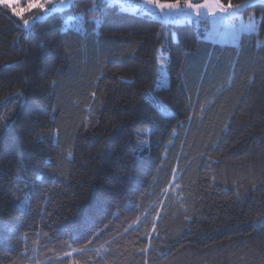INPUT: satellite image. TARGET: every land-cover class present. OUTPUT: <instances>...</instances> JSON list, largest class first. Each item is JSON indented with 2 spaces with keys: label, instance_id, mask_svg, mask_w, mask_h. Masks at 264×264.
<instances>
[{
  "label": "trees",
  "instance_id": "obj_1",
  "mask_svg": "<svg viewBox=\"0 0 264 264\" xmlns=\"http://www.w3.org/2000/svg\"><path fill=\"white\" fill-rule=\"evenodd\" d=\"M244 13L259 31L233 47L101 0L26 32L0 6V264H264V2Z\"/></svg>",
  "mask_w": 264,
  "mask_h": 264
},
{
  "label": "snow or ice",
  "instance_id": "obj_2",
  "mask_svg": "<svg viewBox=\"0 0 264 264\" xmlns=\"http://www.w3.org/2000/svg\"><path fill=\"white\" fill-rule=\"evenodd\" d=\"M0 3L4 4L6 8H11L13 13L17 17H21V22L16 24V27L18 29H21L22 31L26 32L31 27L34 26V24L42 19L43 17L41 15H35L30 16L29 18H22V12L24 9H18L12 7V0H0ZM49 3V0H31L30 3H28V9H37L40 13H47L49 9L47 8V4ZM61 5H63L64 0H60ZM144 4L150 5L156 9L160 10L161 13V19L163 20H175L177 18L184 19L191 21L195 18L196 23H200L201 17L205 18H211L212 23V30L205 29L206 36L211 34L212 31L216 30V26L218 24L224 25L225 28L228 31L227 34H230L233 40H239L242 36L246 34H251L253 32L259 31V22L257 21L255 15H251L248 18V21L245 23L243 21H240L239 24L234 23L239 19L241 10L251 6V0H244V3H232V0H227V2H223V0H143ZM97 10H100V5L94 4L89 11H92L95 13ZM92 23L99 25L100 19L94 14L92 16ZM232 22V23H230ZM78 31H83V29H78ZM164 57H161L159 60V63L163 65L165 63ZM231 80V77H229V81ZM93 96H95V93H92ZM17 96H19L22 100L23 93H17ZM151 100L152 98H148ZM17 104L20 103L18 100L16 102ZM14 109H9L8 112H13ZM55 111V109H53ZM191 119V117H189ZM54 122V120H53ZM14 121L9 117L7 113L0 115V132L6 131ZM173 133H175V129L172 130ZM50 134L52 136V142L59 143L58 141V134L59 130H51ZM138 134V148H143L148 144V139H139ZM41 139H43L41 137ZM73 157V153L71 150L67 152V158L71 160ZM21 171H24L23 168H21ZM177 170L173 169V176H172V182L177 180V177L175 175V172ZM20 178L18 174V179ZM171 183V182H170ZM27 187V185H26ZM180 185L178 183L175 184V188L172 190L175 191V189H178ZM165 195L168 193L169 189L165 188L164 190ZM23 201L18 206H23ZM157 219L159 218V214L157 213ZM140 220L139 217H137L136 223H138ZM131 227V225L129 226ZM127 231V229L125 230ZM152 232H156V224H152ZM47 235V234H45ZM98 238L100 233L95 234ZM149 237L151 236V233H148ZM92 241L89 240L88 243H91ZM69 248H71V251L64 252V256L72 257L73 253H84L87 250V244H85L81 248H74L70 244L68 245ZM103 247V246H102ZM151 247V243L149 242L148 246L141 248L140 251L143 253H147L149 251V248ZM97 252V255L100 254V249H95ZM69 264H80L79 260H70ZM85 264H88V262H85ZM147 264V262H145Z\"/></svg>",
  "mask_w": 264,
  "mask_h": 264
},
{
  "label": "rangeland",
  "instance_id": "obj_3",
  "mask_svg": "<svg viewBox=\"0 0 264 264\" xmlns=\"http://www.w3.org/2000/svg\"><path fill=\"white\" fill-rule=\"evenodd\" d=\"M101 1L107 2L108 4H111V5H116L120 10L128 12V13H138V14L149 15L155 20L163 22V23L172 22V23L180 24L183 22H192L196 25L198 29L200 28L203 30L204 36L202 38L207 41H210L213 44H217L221 46L237 47L240 43V39L233 40L231 35L227 34L229 30H227L225 26L221 24H218L216 26V30L212 31L211 34L206 36L204 30L205 29L212 30L213 28L210 17L209 18H205V17L199 18L200 19L199 24L196 23L195 18L191 21L180 19V18H177L175 20H172V19L163 20L160 18L161 17L160 10L150 5L144 4L143 0H101ZM30 2L31 0H12V7L18 8V9H24V11L22 12V18L26 19V18H29L30 16H35V15H41L44 18L52 12L62 11L63 9L67 8L72 2V0H64L63 5H61L60 0H49V3L47 4V8L49 9V11H47L46 14L40 13L37 9H28V3ZM41 2H43V0H41ZM256 2H264V0H251V4L256 3ZM0 6H4V4L0 3ZM9 9L11 10L12 14L21 22V17H17L15 13H13L12 9L11 8ZM244 9L241 10L239 19L235 21L234 23L239 24L240 21H243L246 23L248 21L249 16L253 15V14H249V15L245 14ZM33 10L37 12L33 15L28 16L27 14ZM255 17L258 21V17L256 15ZM84 23H85V15H84V11H82L81 13L77 15H73V16L65 18L63 25H64V29H72V30L78 31V29L84 28ZM161 57H164V56L160 54L158 58L159 67H158V76H157V80H156L155 88H154L155 90L161 89L167 86V76H166V71H165L166 60H165V63L161 65L159 63V60ZM148 98H152L150 100L151 104L161 114L168 115L171 113V110L165 105L161 104V102L154 96L153 93L150 92L148 95Z\"/></svg>",
  "mask_w": 264,
  "mask_h": 264
}]
</instances>
